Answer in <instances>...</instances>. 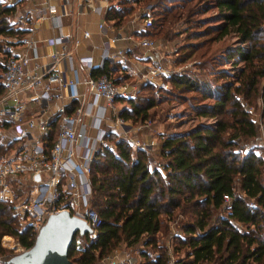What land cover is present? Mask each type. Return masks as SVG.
Instances as JSON below:
<instances>
[{
    "label": "trees",
    "instance_id": "1",
    "mask_svg": "<svg viewBox=\"0 0 264 264\" xmlns=\"http://www.w3.org/2000/svg\"><path fill=\"white\" fill-rule=\"evenodd\" d=\"M140 1L122 0L123 11H110L106 18L121 22ZM208 8L217 11L211 17L214 25L208 27L213 40L233 37V43L211 60L232 62V73L223 69L206 72L205 66L203 72L177 73L168 81L181 93H192L195 98L181 100L195 117L212 119V123L162 136L159 167L153 166L147 150L132 148L121 137L109 135L111 149L98 151L91 165V208L100 225L94 237L75 235L67 251L70 262L99 264L121 242L131 247L143 238L145 249L140 254L145 261L140 264H166L167 243L175 253L182 250L181 264H264V160L246 145L259 129L249 108L259 110L258 119L264 125V0H211L204 10ZM159 9L169 12L172 7L160 4ZM12 11L0 5V55L3 38L24 33L8 22ZM156 14L151 15L156 19L143 36H151L155 25L160 28L155 34L164 31L165 13ZM4 69L0 56V79ZM113 71L105 65L91 76L105 75L119 85L111 78ZM147 88L143 85L141 91ZM4 91L0 85V96ZM162 101L133 96L117 98L115 103L126 104L119 113L122 121L144 123L149 110ZM10 148L0 139V158ZM177 219L183 237L159 238ZM10 237L27 249L35 233L28 226L21 227L9 204L0 201V256H10L1 243L17 249ZM77 240L84 245H77Z\"/></svg>",
    "mask_w": 264,
    "mask_h": 264
},
{
    "label": "built area",
    "instance_id": "2",
    "mask_svg": "<svg viewBox=\"0 0 264 264\" xmlns=\"http://www.w3.org/2000/svg\"><path fill=\"white\" fill-rule=\"evenodd\" d=\"M17 1L0 0V5L13 9L8 19H14L15 28L26 27L30 13L23 11L17 18ZM121 1L105 0L107 6L115 12L123 11ZM38 11L54 21V26L58 25L55 6L46 2ZM150 26L151 19L148 15L141 17L138 22L137 17L132 14L121 31L140 33ZM107 29L112 30L99 24V30L104 35ZM83 37L87 38L88 33L84 32ZM65 42V38L60 35L46 41L49 45H58L61 53L55 51L50 54L49 67H42L40 73L30 68L31 61L37 57L31 39L23 36L14 41L7 39L2 42L0 56L4 59L5 69L0 85L12 108L0 109V116L5 115L2 123L9 124V129L6 130L9 134L0 127V139L6 135L8 144L14 142L16 147H11L0 158V201L9 204L21 227L28 226L35 234L49 216L66 211L83 220L92 229L89 236L94 237L100 225V219L90 203L91 165L96 153L102 149H111L109 135L122 137L123 134L128 145L135 149H152L155 143L153 139L149 142L134 139L125 132L128 130L123 126L125 121L119 116L115 100L128 98L129 86L115 85L105 75L79 78L78 70L71 67L72 56L66 51ZM75 43L77 44L76 41ZM134 47L145 51L157 48L154 41L144 37L139 38ZM125 48L126 45L121 46L113 54L108 47L104 48L99 68L103 69L104 63L109 59H117L119 62L127 60ZM61 56L70 63L74 72L72 79L67 80L64 72L57 66ZM77 62L88 74L93 69L91 58L80 57ZM164 72L161 58H156L148 62L142 71H136V77L141 83L159 86V77ZM161 85L164 86L162 83ZM78 86L86 89L92 97L88 99L86 94L78 93ZM80 99V104L73 107V101ZM100 101L102 103L99 104ZM28 103L34 106L36 114L23 120V109ZM68 106L73 107L71 112L67 111ZM111 115L114 116L113 120ZM51 118L56 119L54 140H51ZM141 124L146 128L149 122ZM224 199L229 201L226 196ZM6 261L7 259L0 258V264H5ZM99 264L139 263L135 262L131 252H123V256L114 252L100 259ZM166 264L180 263L169 256Z\"/></svg>",
    "mask_w": 264,
    "mask_h": 264
},
{
    "label": "rangeland",
    "instance_id": "3",
    "mask_svg": "<svg viewBox=\"0 0 264 264\" xmlns=\"http://www.w3.org/2000/svg\"><path fill=\"white\" fill-rule=\"evenodd\" d=\"M210 1L211 0H186L185 2H183V0H142L133 4V12L130 13V15H135L138 22L141 21V17L144 15H148L152 21H155L154 19L156 18L151 17L154 13H162V15L165 13L166 17V20L164 21L165 26L163 27L164 31L161 34H155L160 29L158 25H155L152 30L149 31L153 34L149 37L144 36L145 38L156 42L159 47V51L163 54H161V59L165 72L159 77L160 79L158 78L160 81L158 84L159 86H156L155 84L149 85L141 83L140 80H136V78H134L137 75L136 72H134L136 74L134 76L133 72H130V69H122L120 66H117L116 71H113V74L111 75V78L115 79L119 85L129 86V97L152 96L153 98L163 100L155 108L149 110V117L147 119L149 122L148 127H143V124H141L142 122L140 121H137L136 123L132 121H125V124H123L124 128L128 130H124L126 134L134 139L137 138L145 140L143 136H148L146 134L150 131V136H148L146 140L148 139L147 142H149L153 139L155 145L152 149H148L146 152L150 153L149 157L153 159V166L155 165L156 167H159V165L157 166V163L160 162V158L157 153L158 144L162 136L181 133L201 125H210L213 121L208 118L195 117L189 110L188 104L186 105V102L181 100V97L190 99L194 97L193 94L189 92L181 93L179 90L174 89L168 81L169 78L177 73L203 72V67L205 66H207L204 69L206 72L210 69H223L231 74L233 71L230 69L232 62L220 63L211 60V58H213V56L219 51L233 43V37L229 36L218 42L213 40L208 27L214 25L211 17H214L217 11L214 8H208L206 11L204 10V7L210 3ZM181 3L183 6H175ZM160 4H163L165 8L172 7V9L168 10L169 12H161L159 9ZM130 15H126L120 19V25L124 26L129 20ZM8 22L12 27H14V19H8ZM164 33L166 35H164ZM166 47H168L169 50L166 51ZM176 58H180V62L176 60ZM161 83L164 86H162ZM143 85H148L149 88L141 91ZM167 93H169V95ZM116 106L117 108L119 107L118 104H116ZM121 107L123 109L126 107V104L121 103ZM249 111L252 113V118L259 123V129L256 137L249 140L246 145L253 149L256 155L262 157L264 160V125H262L258 119L259 110L253 112V110L249 108ZM110 118L113 120L114 116L111 115ZM121 135V139L126 141L123 134ZM4 143L8 144V140L5 139ZM10 145L11 147H16L14 142ZM262 180L264 182V174L262 175ZM93 198L94 197L91 195V199ZM178 219L181 220V218ZM178 219L174 223H170L165 236L161 233L158 237H163L164 240L174 239L175 237H183V233L181 231L182 224ZM239 228L241 229L240 225ZM11 239L18 246L17 249H10L1 243L3 248L10 251V256L18 251L24 250V248H22L15 239ZM142 241L143 238L138 244L131 247H128L126 243L121 242L112 254L114 252H118L123 256V252H131L135 262L140 264L145 261L144 257L140 254V252L145 249ZM76 244L84 245L83 242L78 240L76 241ZM168 245L169 247H166L167 256H172L181 264L183 259L182 250L175 253L172 246L170 244ZM147 249L150 252V257H154L155 254H153V250L151 248ZM168 250L170 251L169 254ZM112 254H109V256ZM10 256L2 255L0 258L8 260Z\"/></svg>",
    "mask_w": 264,
    "mask_h": 264
},
{
    "label": "crops",
    "instance_id": "4",
    "mask_svg": "<svg viewBox=\"0 0 264 264\" xmlns=\"http://www.w3.org/2000/svg\"><path fill=\"white\" fill-rule=\"evenodd\" d=\"M46 2L56 8L57 26H54V21L38 11V9L45 5ZM16 9L17 18L21 16L23 11H28L30 13V18L27 20V26L21 28L17 27V29L24 32L21 36L6 37L3 38V40L10 39L14 41L23 36L31 39L34 43L37 57L31 61L30 68L35 69L37 73L42 71V67H49L51 63L50 54L55 51L61 53V49L58 45H49L46 43L48 39L54 38L57 35L65 38L66 51L72 56L71 67L78 70L77 75L79 78L87 75L91 76V73L94 70H102L99 68V64L102 51L106 47H108L111 54H113L117 48L126 45L125 53L127 60L119 62L117 59H109L104 63V67L106 65L113 70H115L117 66H120L122 69L128 68L130 69V72H133L134 76L136 75L134 72L138 70L142 71L147 66L148 62L156 58H162V52L159 51L156 42L155 44L157 48L154 51H145L134 47V43L139 38L144 37V32L139 33L134 31L128 33L124 31L122 33L121 30H123V26L120 25L121 22L116 23L114 20L106 18L108 12L114 11L111 7L107 6L105 0H18ZM99 24H104L106 28H111L112 30L107 29L106 35H104L99 30ZM84 32L88 33L87 38L83 37ZM167 50H169L168 47H166V51ZM80 57H88L92 59L93 69L89 74L78 65L77 59ZM57 66L62 72H64V76L67 80L73 78L74 72L71 70L68 60L63 59L61 56V60L58 62ZM134 78L139 80L136 76ZM77 91L80 94H86V98L88 99L92 97L82 86H78ZM80 102L81 99L74 100L72 106L76 107ZM100 103L102 102L100 101L99 104ZM32 106V104L28 103L26 107H24L22 115L23 120L36 114V112H34L35 108ZM72 106H68V112L72 111ZM118 106L120 112L122 109L121 103H119ZM1 108H12L11 102L8 99L6 100L5 91L0 96V109ZM4 120L5 115L0 116V122L2 123ZM3 124L5 125L2 130H5L6 134H9V132L6 131L9 129V124ZM50 129L52 133L53 131L55 133L56 119L54 120V118L50 119ZM146 135L150 136V131L147 132ZM5 136L6 135L1 139L2 142H5V139L7 140ZM148 136L144 135L143 138L146 140Z\"/></svg>",
    "mask_w": 264,
    "mask_h": 264
},
{
    "label": "water",
    "instance_id": "5",
    "mask_svg": "<svg viewBox=\"0 0 264 264\" xmlns=\"http://www.w3.org/2000/svg\"><path fill=\"white\" fill-rule=\"evenodd\" d=\"M92 234L81 219L62 211L47 218L35 235L33 244L11 255L5 264H74L67 251L75 235Z\"/></svg>",
    "mask_w": 264,
    "mask_h": 264
}]
</instances>
